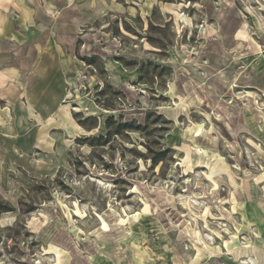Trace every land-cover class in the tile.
<instances>
[{
  "label": "rangeland",
  "instance_id": "374dc122",
  "mask_svg": "<svg viewBox=\"0 0 264 264\" xmlns=\"http://www.w3.org/2000/svg\"><path fill=\"white\" fill-rule=\"evenodd\" d=\"M24 1L73 56L0 100V264H264V0Z\"/></svg>",
  "mask_w": 264,
  "mask_h": 264
},
{
  "label": "crops",
  "instance_id": "0c3cea01",
  "mask_svg": "<svg viewBox=\"0 0 264 264\" xmlns=\"http://www.w3.org/2000/svg\"><path fill=\"white\" fill-rule=\"evenodd\" d=\"M28 4L24 0H0V100L8 97H5V93H13L12 99L15 93V97L19 98L20 93L24 92L21 91L20 84L29 73L39 76L37 84L41 86L52 82L55 85L63 84V77L72 62L73 55L64 36L59 34L61 32L51 35L49 27L45 29L44 24L38 25L37 29L34 7ZM48 7L60 16L69 10L72 12L66 5L63 6L66 7L65 10L57 5ZM19 13H27L26 16L31 19V27L22 23L19 25ZM43 16L50 20L52 14L44 10ZM75 18L71 21V26L77 24V17ZM30 28L37 30V35L33 36Z\"/></svg>",
  "mask_w": 264,
  "mask_h": 264
},
{
  "label": "trees",
  "instance_id": "16d2710c",
  "mask_svg": "<svg viewBox=\"0 0 264 264\" xmlns=\"http://www.w3.org/2000/svg\"><path fill=\"white\" fill-rule=\"evenodd\" d=\"M114 121H113V117L108 118L105 122H104V126H105V135L103 136H99L98 139H100L101 141H103L104 143L109 142V140L112 137H116L118 136L121 131L128 129L129 128V124L128 123H122L121 121L116 125V127L112 128V126L114 125ZM97 140V139H96ZM152 162H156V161H152Z\"/></svg>",
  "mask_w": 264,
  "mask_h": 264
}]
</instances>
